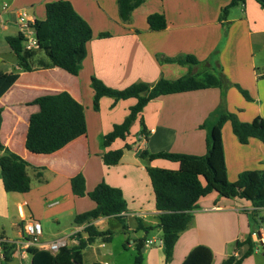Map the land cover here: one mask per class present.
<instances>
[{
  "label": "crops",
  "instance_id": "crops-1",
  "mask_svg": "<svg viewBox=\"0 0 264 264\" xmlns=\"http://www.w3.org/2000/svg\"><path fill=\"white\" fill-rule=\"evenodd\" d=\"M61 0H0V71L12 73L19 70L17 55L6 38L20 33L17 10L26 9L35 21L46 19V5ZM91 26L93 39L87 44V56L77 76L63 69H39L21 72L18 81L0 99L2 124L0 141L10 151L19 155L42 172L38 180L30 170L32 188L28 193H9L4 190L0 170V215L14 202L12 236L5 229L0 234L11 242L23 238L22 225L36 220L46 227L41 240L49 241L67 236L76 228V217L95 209L96 204L88 195L77 196L72 191L71 180L82 175L87 193L99 184L122 191L127 211L122 214L125 223L115 218H100L92 222L98 230L108 231L107 239H97L84 250V262L92 264H122L117 259L114 243L120 238V248L136 256L138 241L145 239L142 264H182L188 254L198 246L213 252L212 264H222L232 255H242L248 248L236 249L251 233L255 252L242 264H264V252L260 235L264 236V208H255L250 201L209 194L198 201L190 226L184 231L174 248L173 258L165 262L159 212L148 174V167L177 170L178 163L164 159L150 161L142 158L144 151L150 154L169 152L192 156L207 153V137L216 124V112L228 111L242 122L257 117L264 119V8L256 0H245L229 9L221 20L224 8L232 0H146L137 8L130 22L123 23L119 16L117 0H63ZM7 5L6 11L3 10ZM161 14L167 27L160 32L150 30L148 17ZM110 37L100 39L99 35ZM42 55V54H41ZM40 54L38 58L45 60ZM157 55L176 57L192 55L201 64L193 68L195 74H213L222 83L193 92L172 94L157 98L144 108L133 123L130 133L117 139L110 146L101 145V137L109 134L115 125L124 122L136 99L116 101L103 97L99 110L94 109V91L91 78L96 77L112 89L123 90L134 83L150 85L160 79L176 80L189 73V68L178 64L160 63ZM240 90L246 91L249 99ZM69 93L83 105L87 121V134L50 155L33 154L25 146L29 120L39 111L38 105H28L35 99ZM24 108V110H23ZM147 131L146 135L142 130ZM145 135L146 139H141ZM228 179L236 182L244 171L264 170V144L250 139L241 144L230 123L222 129ZM125 149L121 161L107 166L104 154ZM4 153L0 151V157ZM5 191V192H2ZM6 193V194H5ZM5 216V215H4ZM258 219L260 225L253 222ZM111 221L120 224H112ZM139 222L153 228L139 231ZM56 226L54 231L48 230ZM125 227V228H124ZM87 238L81 231L77 235ZM264 238V237H263ZM150 241H154L150 244ZM95 244H97L95 246ZM78 245H71L76 246ZM21 247H16L9 264L31 263V256L21 257ZM102 249H107L103 252ZM262 257L263 260H260ZM110 260V261H109ZM112 262V263H111Z\"/></svg>",
  "mask_w": 264,
  "mask_h": 264
},
{
  "label": "trees",
  "instance_id": "trees-1",
  "mask_svg": "<svg viewBox=\"0 0 264 264\" xmlns=\"http://www.w3.org/2000/svg\"><path fill=\"white\" fill-rule=\"evenodd\" d=\"M146 0H117L119 16L123 23L131 20L133 12ZM245 0H232L229 6L221 13L224 20L230 8ZM264 8V0H256ZM151 31L160 32L166 29L167 21L161 14H152L147 19ZM38 48L26 50L23 36H8L6 41L12 51L17 55L19 70L12 73L0 71V99L18 81L21 72H32L39 69L60 68L71 75L77 76L87 56V44L93 39V31L89 23L77 13L68 1H56L46 5V19L35 21ZM110 37L109 33L99 35L100 39ZM43 53L45 60L38 58ZM160 63L178 64L189 68V73L176 80L160 79L155 84L144 82L134 83L123 90H116L105 85L96 77L91 78V87L94 91V109L99 110L100 100L103 97L114 98L116 101L136 99L137 103L130 109V114L123 123L115 125L113 130L101 137L103 147L110 146L117 139H125L130 129L151 101L162 96L193 92L222 86L221 81L213 74H195L193 68L201 62L192 55L165 57L157 55ZM241 93L249 99L246 91ZM28 105H38L39 111L32 114L26 136L25 146L28 151L38 155H50L58 152L69 143L87 134V121L82 104L76 101L69 93L61 92L55 95L41 96ZM0 109V127L2 124ZM216 124L209 131L207 137V153L204 156L173 154L159 152L150 154L141 153V157L150 161L164 159L179 164L177 170L148 167L152 187L155 194L156 210L159 214L161 231L160 239L165 251V262L169 263L174 254L175 245L180 235L188 229L192 222L193 211L198 201L209 194L217 193L220 197L239 198L250 201L257 208H264V170L244 171L236 182L228 179L225 161L222 129L230 123L238 141L245 145L250 139H258L264 144V119L257 117L251 122H242L238 116L228 111L215 113ZM147 131L142 130L146 135ZM125 149L104 154L103 161L107 166L117 165ZM0 170L4 190L7 193H28L32 188L29 172L32 170L35 177L40 180L42 172L34 168L16 153L10 151L0 141ZM264 163V160H263ZM72 191L75 195L88 197L96 204L94 210L76 217V224H87L85 233L87 238L79 235L78 245L62 248L58 253L52 254L36 248L29 249L31 264H85L84 250L97 239H107L110 233L100 231L92 224L100 218L115 217L122 224L125 220L122 214L127 211V204L120 189L106 183L99 184L92 192L87 193L85 179L78 175L71 180ZM125 228V227H124ZM153 228L144 226L139 222V231L150 232ZM236 244L240 250L247 245V250L240 255H232L222 264H242L243 261L255 252V243L252 235ZM145 239L138 241L136 256L133 264L143 263ZM6 257L11 246L5 245ZM11 259V257H7ZM214 259L211 249L205 246L194 248L182 264H212ZM92 264H102L95 262Z\"/></svg>",
  "mask_w": 264,
  "mask_h": 264
},
{
  "label": "built area",
  "instance_id": "built-area-1",
  "mask_svg": "<svg viewBox=\"0 0 264 264\" xmlns=\"http://www.w3.org/2000/svg\"><path fill=\"white\" fill-rule=\"evenodd\" d=\"M8 8L7 5L4 6L3 10L6 11ZM17 23L19 26L20 34L24 39V48L26 50H36L38 48V41L36 38V30L34 28L35 19L28 13L26 9L17 10ZM141 139H146L145 135L141 136ZM85 229L76 228L69 235L57 238L55 240L43 241L41 237L43 236V227L39 221L29 220L24 222L22 225L23 238L18 242H11L0 234V264H9L15 253L18 251L15 250L16 247H21L20 250L21 257L25 259L29 255V249L36 248L38 250H43L50 252L52 254L58 253L62 248L71 247L78 242L76 241L77 235ZM252 237L258 240V234L254 232ZM264 236L260 235V240L262 244L264 243ZM79 241V237H78ZM150 244H153L154 241H150ZM160 245L163 246V242L159 238ZM5 245L11 246L9 253L6 257ZM238 256V255H236ZM108 264V263H105Z\"/></svg>",
  "mask_w": 264,
  "mask_h": 264
},
{
  "label": "rangeland",
  "instance_id": "rangeland-1",
  "mask_svg": "<svg viewBox=\"0 0 264 264\" xmlns=\"http://www.w3.org/2000/svg\"><path fill=\"white\" fill-rule=\"evenodd\" d=\"M41 56H43L44 58H45V56H44V54L43 53H39ZM23 110H24V108H23ZM2 192H5V191H2ZM6 194V193H5ZM7 195L9 196L8 198V200H10V196H12L11 194H9V193H7ZM1 202V201H0ZM14 202H13V204L11 205V202L9 201V210L10 211H5V210H2V213H4V215H0V230H3V229H5L6 231H7V234L9 235V236H12L13 234H12V231H13V228H12V226H11V223L13 222V216H14V213H15V210L13 209L14 208ZM112 224H117V225H119L120 223L119 222H116V221H111V225ZM253 224H254V226L255 227H257V226H259L260 225V222H259V220L258 219H255V221L253 222ZM55 225L54 226H51V227H49L48 228V230L50 231V232H52V231H54V229H55ZM43 230H44V232H45V234H47V232H46V227L45 226H43ZM120 238H118V239H116V242L114 243V248H115V250H116V256H118V258L117 259H120V261H122V262H125V263H122V264H131L132 262H133V257H132V253H129V252H124L121 248H120ZM97 244H95V246H96ZM103 250V252L104 251H106L107 249H102ZM259 259L260 260H263L262 259V257H259ZM27 260V264H31V263H29V261H28V259H26ZM110 261V260H109ZM112 263V262H111ZM85 264H87V262L85 261Z\"/></svg>",
  "mask_w": 264,
  "mask_h": 264
},
{
  "label": "water",
  "instance_id": "water-1",
  "mask_svg": "<svg viewBox=\"0 0 264 264\" xmlns=\"http://www.w3.org/2000/svg\"><path fill=\"white\" fill-rule=\"evenodd\" d=\"M262 245H263V252H264V243Z\"/></svg>",
  "mask_w": 264,
  "mask_h": 264
}]
</instances>
